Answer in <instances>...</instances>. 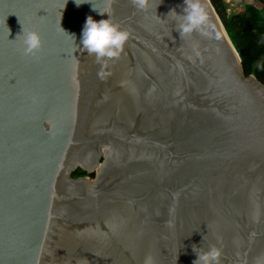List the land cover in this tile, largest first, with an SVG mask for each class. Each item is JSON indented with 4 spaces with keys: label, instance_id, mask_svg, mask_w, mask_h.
Instances as JSON below:
<instances>
[{
    "label": "water",
    "instance_id": "95a60500",
    "mask_svg": "<svg viewBox=\"0 0 264 264\" xmlns=\"http://www.w3.org/2000/svg\"><path fill=\"white\" fill-rule=\"evenodd\" d=\"M200 4L181 38L184 0H0V264H193L213 246L264 264V83ZM89 16L129 33L119 59L81 51Z\"/></svg>",
    "mask_w": 264,
    "mask_h": 264
},
{
    "label": "clouds",
    "instance_id": "9594fccd",
    "mask_svg": "<svg viewBox=\"0 0 264 264\" xmlns=\"http://www.w3.org/2000/svg\"><path fill=\"white\" fill-rule=\"evenodd\" d=\"M67 2V0H66ZM88 2V0H75L77 6ZM134 7L139 10H147L151 0H131ZM185 7L183 14L178 15L174 10L171 14L180 17L177 23V30L181 38L190 34L193 30L200 28L206 22V14L200 4V0H184ZM101 15L108 13H102ZM169 13V14H170ZM9 32V29H8ZM20 38L22 53L25 56L35 57L43 48V41L40 33L34 29L26 30L23 26ZM73 39L74 37L71 36ZM16 38V39H17ZM129 39V33L122 30L119 24L114 23L110 18L95 21L91 16L87 17L82 30L81 51L89 55H95L98 63L111 59H119L124 50V45ZM103 78V72L98 74ZM221 250L213 246L208 251L198 254V259L193 264H220ZM147 264H152L149 258Z\"/></svg>",
    "mask_w": 264,
    "mask_h": 264
},
{
    "label": "trees",
    "instance_id": "16d2710c",
    "mask_svg": "<svg viewBox=\"0 0 264 264\" xmlns=\"http://www.w3.org/2000/svg\"><path fill=\"white\" fill-rule=\"evenodd\" d=\"M209 1L239 53L244 73L249 75L251 71L249 61H258L253 74L264 83V16H261L259 10L251 5L238 13L227 15L223 0ZM80 172L85 174L81 170ZM75 173L77 170L72 175Z\"/></svg>",
    "mask_w": 264,
    "mask_h": 264
},
{
    "label": "rangeland",
    "instance_id": "374dc122",
    "mask_svg": "<svg viewBox=\"0 0 264 264\" xmlns=\"http://www.w3.org/2000/svg\"><path fill=\"white\" fill-rule=\"evenodd\" d=\"M255 1H257V4L251 5V6L257 8L259 10L260 15L264 16V1H261V0H255ZM223 2L225 4L226 14L227 15H230V14H233V13H238V12L244 10L246 8V6H248V5H245V4H238L235 0H223ZM227 36H228V34H227ZM230 41H231V39H230ZM231 43H232V41H231ZM238 55H239V53H238ZM257 63H258V61H249V65L251 67V71H250L249 75H253L254 76L253 70L257 67ZM94 176H95L94 174L93 175H87V173L81 174L80 168L77 169V173L72 175L73 178L88 177L89 180H93Z\"/></svg>",
    "mask_w": 264,
    "mask_h": 264
},
{
    "label": "crops",
    "instance_id": "0c3cea01",
    "mask_svg": "<svg viewBox=\"0 0 264 264\" xmlns=\"http://www.w3.org/2000/svg\"><path fill=\"white\" fill-rule=\"evenodd\" d=\"M236 2L238 4H245V5H255V4H257V1H255V0H239V1H236Z\"/></svg>",
    "mask_w": 264,
    "mask_h": 264
}]
</instances>
